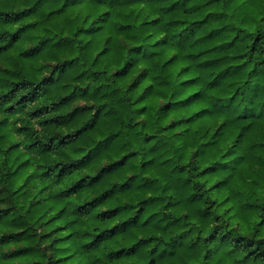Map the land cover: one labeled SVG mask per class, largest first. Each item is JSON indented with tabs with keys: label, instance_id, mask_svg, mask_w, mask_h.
<instances>
[{
	"label": "trees",
	"instance_id": "16d2710c",
	"mask_svg": "<svg viewBox=\"0 0 264 264\" xmlns=\"http://www.w3.org/2000/svg\"><path fill=\"white\" fill-rule=\"evenodd\" d=\"M0 264H264V0H0Z\"/></svg>",
	"mask_w": 264,
	"mask_h": 264
}]
</instances>
